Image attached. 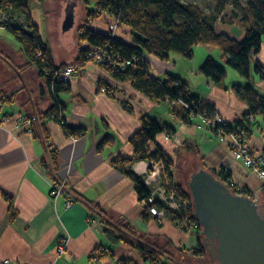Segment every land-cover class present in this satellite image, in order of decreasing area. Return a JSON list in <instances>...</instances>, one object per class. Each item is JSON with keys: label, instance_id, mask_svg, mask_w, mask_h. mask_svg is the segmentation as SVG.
Here are the masks:
<instances>
[{"label": "crops", "instance_id": "0c3cea01", "mask_svg": "<svg viewBox=\"0 0 264 264\" xmlns=\"http://www.w3.org/2000/svg\"><path fill=\"white\" fill-rule=\"evenodd\" d=\"M45 4L46 0L43 6L30 1L28 10L55 67L74 63L81 50L96 49L79 40L78 30L86 23V10L80 3L74 55L56 56L57 11H45ZM14 17L23 23L22 16ZM112 22L107 14H102L87 27L109 36L108 25ZM4 31L8 32L0 27V264L5 261L6 264H117L121 258L132 264H150L131 245L111 242L105 235L108 224L90 206L98 207L110 221L118 220L134 228L151 246L165 251L176 261L198 262L197 258L188 260L186 254L187 249L197 247V233L178 229L172 212L159 221L151 216L145 218L144 206L137 198L132 180L114 167L116 158H132L129 139L141 128L144 117L171 130V136L165 132L158 134L150 149H161L172 161L170 173L175 185L187 190L190 176L199 169L216 176L224 171L236 190L245 189L251 199L264 202V181L242 162L234 160L227 138L220 140L198 116L186 118L182 105H172L167 100L154 103L130 80L117 79L104 67L92 64L87 65L84 75L70 80L68 92L55 96L63 109L64 127L73 135H67L57 121L47 122L49 145L57 157L52 171L42 141L28 133V125L23 121L48 111L53 105L51 94L20 43ZM218 31L233 33L239 40L244 34L238 27L234 30L221 27ZM114 40L127 46L132 44L129 33L119 27ZM261 48L264 50V44ZM211 51L208 47H196L191 60L174 53L167 60L146 54L143 59L152 78L164 81L170 75L180 79L201 104L212 107L226 125L235 127L248 113L246 103L231 90L232 85H240L241 79L228 71V81L216 86L201 75L199 69L210 58ZM222 57L220 54L218 59ZM256 61L264 68V60L258 55ZM246 125L250 132L247 148L251 155L257 156L264 152V120L254 117ZM107 137L111 144L102 145ZM42 161H47L48 169ZM150 162L136 161L127 171L143 181ZM53 182L66 185L65 193L56 200L50 196L49 184ZM66 201L72 203L70 209L65 207ZM62 240L66 241V248L60 255L56 249ZM99 249L107 254L93 258ZM163 261L174 264L166 259L159 264Z\"/></svg>", "mask_w": 264, "mask_h": 264}, {"label": "trees", "instance_id": "16d2710c", "mask_svg": "<svg viewBox=\"0 0 264 264\" xmlns=\"http://www.w3.org/2000/svg\"><path fill=\"white\" fill-rule=\"evenodd\" d=\"M30 1L33 0H0V14L4 15L8 20L7 22L0 21V27L10 32L20 43L24 55L31 64L38 68L39 76L45 79L46 86L51 94L52 107L43 114L36 113L35 116H29L27 119L31 121V133L36 139L42 141L46 148L47 158L51 162L53 170H55L57 157L51 145H49L46 124L49 121H57L60 126L64 127L62 118L60 120L63 109L55 96L62 92H68L69 89L68 84L56 82L53 74H51L52 68L56 67L52 64L47 49L40 39L38 27L31 23L28 10ZM34 1L41 6L45 2V0ZM213 1V12L206 13L200 5L185 3L180 0H81V4L86 10V23L79 28L78 37L80 41L88 42L95 48H102L109 44V36L91 31L87 25L102 14H107L112 21H118L119 28H123L129 33L132 44L127 46L117 41H112L110 45L114 49L121 51L120 55L123 60L130 62L132 57H142V61L131 64L126 67L125 71H117L109 66H104V68L117 79L130 80L136 89L154 103H159L165 99L172 102L181 101L184 104L199 101L191 95L187 84L176 77L168 75L164 81L152 78L147 72L148 65L143 59V55H153L160 60H167L169 54L174 53L184 59L191 60L196 47H214L219 49L222 52L225 64L248 83L247 85L231 86L232 92L248 106V113L243 115L242 121L235 126L243 128L246 131L247 138L250 133L246 125L249 117L259 116L264 120V95L258 93L251 86L256 76L264 80V68L255 59L261 51L262 42H264V0ZM228 6H232L233 9L228 15L223 17L222 14H224ZM12 14L22 16L23 23L11 20ZM9 17L10 19H8ZM219 17L221 18L220 23L240 28L244 32L243 38L234 40L226 34L220 33L216 26ZM87 51H79L74 63L82 64L84 62V54ZM38 53H41L42 57H38ZM30 63L22 67V70L26 69ZM199 73L216 86L223 85L226 77L224 67L212 58H208L203 63ZM183 109L186 118H191V114L196 116L205 114L208 122L213 118L214 109L204 104H201L197 113L193 112L192 109L184 107ZM206 127L222 141L227 138V133H230L229 129H233L232 126L228 125L225 127L217 126L212 129L209 123ZM64 131L67 135H73L71 130L68 131L65 128ZM164 132L171 135L170 128L144 117L141 128L129 139V144L133 150L132 158L123 159L118 157L113 161L114 167L132 180L134 191L140 202L147 200L150 196V190L140 178L127 171V168L136 161L161 162L165 168L170 188L177 195L188 201L191 200L188 190H184L180 185H175L171 180L172 161L161 149L157 148L154 151L150 149V143L154 141L158 134ZM110 144L111 139L108 137L102 143V145ZM42 164L44 168L48 169L47 161H42ZM216 177L232 193L251 197L245 189L236 190L231 186L228 173L221 171ZM7 200L10 209H13L11 199L8 198ZM89 208L101 214L103 221L108 224L105 235L111 242L131 245L142 259L150 264H159L166 255L172 258L165 251L151 246L146 241L145 236L140 235L134 228L118 220L115 222L110 221L98 207H96L97 209H93L91 206ZM150 208V205L146 208L144 207L143 216L145 218L150 216ZM108 252L113 256L111 251ZM106 254V251L99 249L93 253L92 257L101 258ZM206 255L207 252L203 246L202 235H198L197 247L194 249L192 257L199 259ZM117 264H132V262L126 258H121L117 261Z\"/></svg>", "mask_w": 264, "mask_h": 264}, {"label": "water", "instance_id": "95a60500", "mask_svg": "<svg viewBox=\"0 0 264 264\" xmlns=\"http://www.w3.org/2000/svg\"><path fill=\"white\" fill-rule=\"evenodd\" d=\"M67 1L49 0L50 12L57 11L56 56L74 55L79 2L66 5ZM48 163L53 171L49 160ZM187 188L194 217L202 228L203 246L210 258L208 262L199 258L195 264H264V202L232 193L214 173L205 169L190 176ZM192 258L189 256L188 260ZM164 259L174 264H191L167 255Z\"/></svg>", "mask_w": 264, "mask_h": 264}, {"label": "built area", "instance_id": "2783aa9c", "mask_svg": "<svg viewBox=\"0 0 264 264\" xmlns=\"http://www.w3.org/2000/svg\"><path fill=\"white\" fill-rule=\"evenodd\" d=\"M0 21H5L4 15L0 14ZM117 23L118 22L116 21L115 23L108 26L110 42L115 41L114 34L118 28ZM110 42L102 48L88 50L84 54V62L82 64L74 63L64 67L52 68L51 74H53L56 82L68 84L71 79L84 75L86 67L89 64L101 67L109 66L117 71H125L126 67H129L131 64H136L142 61V57H132L130 62L123 60L120 55L121 51L114 49L110 45ZM37 56L42 57L41 53H38ZM165 100L169 101L168 99ZM169 102L172 105L179 104L186 109H192V111L196 113L199 111L201 106L200 102H191L189 104H184L181 101ZM1 106L2 103H0V107ZM195 116V114L190 115L191 118ZM197 116L200 117L206 125L209 123L212 129H215L217 126H226L223 119L216 111H214L213 118L210 122L206 120L205 114H199ZM253 118L254 117L250 116L249 121L253 120ZM5 120L6 119L4 118L3 121ZM23 121L28 125V133H31V121L27 118H24ZM229 130L230 133H227V141L234 160L242 162L244 166L260 177V179L264 180V154L262 153L257 156L250 154L247 148L246 131L243 128L233 127V129ZM143 182L145 185L152 188V190H150V196L147 198V200L142 202V205L145 208L150 205L151 208L149 212L152 218L159 221L162 220L167 213L172 212L174 215V224L178 229L189 230L197 233L198 235H202V228L194 217L192 201H188L177 195L176 192L170 188L165 168L161 162H150L148 174L144 178ZM49 186L50 196L53 200H56L66 191V185L63 182H53L49 184ZM65 207L70 209L72 207V203L70 201H66ZM65 248L66 241L62 240V242L57 246V253L60 255L64 254ZM195 248L196 246L187 249V254L192 256ZM6 263H8V261L4 262V264Z\"/></svg>", "mask_w": 264, "mask_h": 264}, {"label": "rangeland", "instance_id": "374dc122", "mask_svg": "<svg viewBox=\"0 0 264 264\" xmlns=\"http://www.w3.org/2000/svg\"><path fill=\"white\" fill-rule=\"evenodd\" d=\"M180 1H183V2H185V3H196V4H198V5H200V7L206 12V13H212L213 12V10H214V1L213 0H180ZM46 7H45V11H48V9L50 10V5H49V0H46ZM79 5H81L80 4V2H79ZM79 9H81V7L79 6ZM232 6H228L227 7V9L225 10V12H224V14H222V16L224 17V15H228L231 11H232ZM54 12V11H53ZM15 16V14H12L11 15V19L13 20V21H16L15 19H16V17H14ZM221 16V17H222ZM47 18V20H48V23H49V20H50V15L49 16H46ZM8 19H10V17L8 18ZM220 21H221V18L219 17L218 18V22H217V24H216V26H217V30H218V28H223V29H228V30H234V28L236 27V26H232V27H234V28H232L231 26H227V25H224V24H222V23H220ZM225 26H227V27H225ZM237 28V27H236ZM43 33H44V36H45V31H46V26H45V23H44V26H43ZM4 33L5 34H8V32H6V31H4ZM237 33V32H236ZM226 35L227 36H229L230 38H232V39H234V40H239V39H237V38H235L234 37V34L233 33H231V34H228V33H226ZM10 39H12V40H14L15 41V39H14V37H11V36H8ZM262 44H264L263 42H262ZM211 49H212V51H211V53H210V58H212L214 61H215V59L217 60L216 62L219 64V65H221V66H223L224 67V69H225V71H226V77H225V82L226 81H228L227 80V73H228V71H232L235 75H238L233 69H231L230 67H228L226 64H225V60L224 59H221V60H219L218 59V57L220 56V54L222 55V52L219 50V49H217V48H214V47H211ZM220 53V54H219ZM223 56V55H222ZM258 57H261V60H264V50L261 48V51H260V53L258 54ZM256 59V58H255ZM257 62V61H256ZM264 63V62H263ZM238 77H240L239 75H238ZM240 79H241V83H240V85H247L248 83H247V81L244 79V78H242V77H240ZM261 82V83H260ZM251 86L258 92V93H264V80H261L260 78H258L257 76L255 77V80L251 83ZM188 190V189H187ZM201 236V235H200ZM202 239H203V236H202ZM187 254V253H186ZM188 256V255H187ZM189 257V256H188ZM165 260V259H164ZM197 261H198V259H196ZM208 261H210V258H209V256H208V254L205 256V257H203V262H208ZM162 264H165V262L163 261L162 262Z\"/></svg>", "mask_w": 264, "mask_h": 264}, {"label": "flooded vegetation", "instance_id": "af4514ba", "mask_svg": "<svg viewBox=\"0 0 264 264\" xmlns=\"http://www.w3.org/2000/svg\"><path fill=\"white\" fill-rule=\"evenodd\" d=\"M74 1L77 2V3H78V2L81 3V0H68L67 3H66V5H67L68 3H71V2H74ZM11 20H12V19H11ZM15 20H16V19H15ZM7 21H8V20H7V18L5 17V21H4V22H7ZM9 21H10V20H9ZM11 22H12V21H11ZM72 64H74V63H72ZM202 259H203V258H202Z\"/></svg>", "mask_w": 264, "mask_h": 264}, {"label": "bare ground", "instance_id": "6f19581e", "mask_svg": "<svg viewBox=\"0 0 264 264\" xmlns=\"http://www.w3.org/2000/svg\"><path fill=\"white\" fill-rule=\"evenodd\" d=\"M116 22V20H113V22L112 23H110V24H113V23H115ZM118 22V21H117ZM117 27H119V24L117 23ZM118 29V28H117Z\"/></svg>", "mask_w": 264, "mask_h": 264}]
</instances>
